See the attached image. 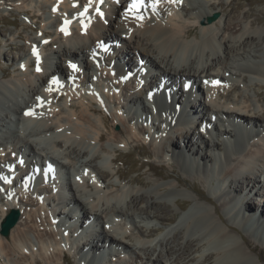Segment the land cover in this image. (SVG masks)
<instances>
[{"label": "bare ground", "instance_id": "1", "mask_svg": "<svg viewBox=\"0 0 264 264\" xmlns=\"http://www.w3.org/2000/svg\"><path fill=\"white\" fill-rule=\"evenodd\" d=\"M72 1L41 0V5L38 7V10L40 11L41 8L43 14L47 9L50 10V5L51 8L56 9L53 12H48L44 16H48L47 21H49V18L55 17V14L59 17L53 30L54 37L57 36L55 38L59 42L55 38L51 39H55L59 45L54 48L51 46L46 50L49 44L44 42L43 38H39L38 36L28 37V41L31 42V48L37 45L39 52L48 51L49 55L39 58L37 67L40 70L37 71L36 67L35 72L29 74L27 65L32 61L30 58L31 55H19L16 64L17 66L23 65L24 71L21 69L23 72L20 71L19 76L8 83L0 79V147H4V149H0L5 150L6 142L3 143V141L10 140V145L7 146L10 148V151L22 154L20 156L18 155L17 158L15 157L16 155L9 157V153L5 155L4 153H0V175L7 178L6 184L2 182L3 180H0L2 188L13 191L18 190L17 195L21 196L18 199L21 198L22 200L26 198L30 185L27 187V192L26 189L23 190V186H26L24 181L27 180L30 168L41 171L43 168L41 165L46 163L47 160L56 163L58 168L60 167L66 170L67 173L70 170L75 171L80 168L91 170L100 183L93 178V182L90 183L91 187L89 188V181L82 177V175L75 174L77 175V183L70 177L67 180V186L71 191V195L69 197L66 196V200L78 206L80 215L77 214L74 216L78 224L83 225L84 221H95L102 227L105 223L106 229H109L108 231L112 232L114 236L111 238L106 236L107 230L104 229L102 231H91V237L87 241L79 242L75 246L77 248H74L76 254L81 253L80 258L85 260L86 264H92L96 258L100 260L94 264L103 263V258L99 256L102 248L107 247L108 249H113V246H119L121 249V247H128L126 239L129 234L126 235V231H122V228L116 224L114 219H133V216H135L134 207L139 202L145 200L148 203L147 208H139V213H142L144 219L149 220L156 217L162 222H167L172 219L175 220L176 218L172 230H175L176 226H179V231L174 238H176L175 240L178 238V241L180 239L181 242L175 240L169 241L164 235L159 243V251L152 245L138 246V250L145 248V251H138L135 259L128 262V264H186L188 261L194 259L201 260V264H210L214 260L217 264H255L253 255L250 254L254 248L252 247L253 249H251L249 242L244 236L239 234L233 224H230L220 216L218 211L220 208L217 210L214 207L213 200L215 199L218 202L220 199H223L221 201L224 210H227L228 212L226 213L236 220L241 217L245 218L248 222L256 223L258 226L264 224V207L262 205L264 201V137L261 136V132L264 131V104H261L264 103V90L253 91L257 103H260L255 104L253 98L252 100L248 95L241 94L242 87L236 83H231L234 76L241 80L240 83L243 87H249V84H253L246 82L249 76L252 77L250 79L258 78V80L262 81L264 77V66L262 64L255 66L247 65L241 70L242 73H237L234 69L235 67L229 65L230 61H245L250 57L254 59L264 58V31L241 32L244 27L237 21L238 23H234L233 25H226L224 23L223 33L218 36L215 28H212V25L216 23V19L210 22L208 21V16L213 12L211 10H201L196 14V25L199 27V33L193 34L195 28L194 23L185 26L184 23L183 25L180 21L178 22L182 14H180L181 11L180 13H175L178 7H172V5H175L176 0H170V3L165 0H160L157 3L159 6L164 5L166 7L172 4L169 8V12L171 10L170 16L166 19L161 18L162 14H159L157 7L155 10L150 9L151 15L142 7L136 13L128 12L127 10L131 0H117L115 3H108L109 10L104 8L106 4L105 0H102V4L100 5H98V0H92L91 4L89 0H79L81 1V6L84 8L88 6L98 16H94L93 18L91 16L89 18L77 16L72 21L71 19L74 18L70 15L72 14ZM22 3L16 4V7L22 9L27 6L28 8L31 7L30 5ZM200 3L209 6V3H204V1ZM240 6L241 2L235 3L229 10L230 14L235 13ZM97 7H99V12L103 13L102 16L96 11ZM105 10L110 12L109 15L104 16ZM65 13L68 15L64 16ZM112 14L115 15L111 19ZM250 14L251 12H247L246 15L249 16ZM99 17H101L102 22L96 20ZM94 19L96 20L95 22ZM66 20L70 21L67 25V34L61 31V28L65 26ZM138 20L141 22L139 23ZM47 21L40 27L39 33L42 37H44L42 33L47 30L45 26ZM255 21L252 20L251 24L255 23ZM104 24L107 25L108 33L104 31ZM239 32H241L240 35L238 34ZM192 34L193 38L189 39ZM106 42L113 45H121V47H131L139 56L141 65L139 64L138 66L136 61H133V58L130 59L132 55L129 54L130 50L128 48L115 50V57L112 56L111 52L101 53L98 51V45ZM92 53L97 55H92ZM118 54H124V56L128 57L127 60L125 62L119 61ZM85 57L89 58L88 62L84 59ZM51 60H55V63L52 64ZM62 63H67V66L64 67ZM73 64L81 67V74L71 69L72 67L70 65ZM96 65L101 67V72L98 75L97 68H95ZM146 66L149 69L147 68L148 70L141 73V70ZM152 68L158 72V79L168 84H166L165 88L161 89L163 93L166 94V91H168L169 95V92H172V99H175V102L178 99L181 101V104L179 103V111L174 110V104L170 100V96H168V99H164L161 93L158 96L152 97V101L157 105L158 116H155L157 121H152V116H150L151 120L148 119L150 111L143 102L147 96V92L146 90L142 91L140 89L134 90L137 88V82L139 81L133 80L127 83L130 86L128 89L131 88V92L127 96L128 103H132L136 107H134L135 114L144 116L145 124L153 130H158L159 132L161 130L159 126L165 121L164 124L167 126V129L163 133L162 138H159V140L156 139L158 140L157 142L153 137L149 139L151 144L156 142L153 145L157 149L155 153L159 158H165L166 155L170 160L171 158L174 160L177 158L181 164V168L188 174L191 172L196 173L200 164L201 167L205 166V161H209V166H213L210 170L209 167L208 170L203 167L202 171H200L204 173L205 179L209 183L211 182V191L215 196H205L201 190L192 186L188 187L183 179L174 177L176 186H187L186 188L197 199L212 206L211 210L205 207L206 204L203 205L198 202L188 207L190 199H185L180 202L177 201L176 205L181 208H187V210L183 211L180 215L173 216L167 214L165 205L154 201L153 195H149L148 193V195H144L145 193L140 191L141 189L136 190L134 188L135 191L131 188L130 191L121 189L117 191L118 193L113 194H107L99 189L100 185L105 183L106 178L110 174H117L118 179H124L126 175L119 168L109 171L101 170L96 161L101 158L103 163H108L109 166L111 164L113 165L115 161H118L119 152L117 151L121 148L125 149L128 144H135L136 149L140 147L142 154H150L142 144H138V136L146 133V128L137 126V132H134L132 126H129V123L127 124L123 119V115H121L123 111L120 113V110H124L126 114H130L128 111L131 109L128 108L127 104H120L118 94L110 89V91H107V95L114 98L115 102H113V105L115 107L111 105L109 107L115 108L116 111L115 114L109 113V115L120 125L119 129L114 130L113 124L109 122L108 117L99 114V109L106 110L109 102L107 100L106 102L103 101L99 105L100 107H95L91 103L94 99V94L89 92L91 89H89L88 85L86 87L84 86L85 88L79 87L74 79L75 77H79L80 84L83 81L84 83L89 82V84H93L94 86L92 80V76L94 75L98 76V79L106 81V79H112L110 75L111 70L114 78H120V76L125 75L122 73H125L126 70H133L135 72L136 69L138 72L137 78H143V83L150 85L148 89H153V93H155L160 87L156 85L152 75ZM218 68L222 70L223 75L219 74L217 71ZM90 72L91 74L88 75ZM6 73V70L2 71V74ZM32 76H34L33 81ZM56 77L59 79L60 84L54 85L51 82ZM211 78L223 80L224 83L222 85H215L210 81ZM186 80H192V83L189 85L187 92H184L183 87ZM228 80L229 83H227ZM115 82H118L117 84L114 83L115 87L119 86L118 79ZM198 82H201V86L197 84ZM169 85H172V87L170 88ZM173 86L177 88L180 94V98L178 99H176L177 93L172 90ZM217 86L224 88H222L223 90L216 91ZM193 87L196 89V95L205 92V98L203 96L199 99L195 98L193 94L194 90L192 91ZM221 90L222 92H220ZM62 95L64 96L63 102H54V100L57 101ZM233 95L236 96L233 97ZM183 100L185 101L183 102ZM140 102L143 103L142 106H140ZM64 105L68 109L71 108L70 110H76L78 108H81V110L79 109L76 115L74 110L72 112L70 110H64L62 108ZM33 109L35 110L34 112ZM222 109H226V112H222ZM162 111L168 113L169 121L166 122L165 115H163ZM29 112L32 114L26 115ZM52 112L54 113L52 114ZM206 113H208V116H206ZM222 114L230 120H226V122L221 120L220 116ZM95 115L99 117L95 119ZM170 115L172 116L170 117ZM209 115L215 116V119L218 121V124L212 123L215 126L214 130L217 138L220 136L222 139H228L230 147L235 148V151L226 148V153L223 154H221L222 150H220V156L216 155L220 158L214 162L211 160L214 156L213 153L210 156V153V155L206 152L201 154L198 151L199 143L202 147H207L206 150H216L218 148V144L214 139L209 140L206 137L209 132L205 128L209 127L211 123V120L208 118ZM192 117H197V120H191L190 118ZM153 120L156 119L154 118ZM33 122L38 124H33ZM240 122H242L241 125H239ZM198 125L203 128L204 134L206 135L199 132ZM255 127H261V131L255 132L256 130H250ZM18 128L28 131L27 135L20 134L22 132H19ZM14 131L16 134H14L13 139H22L24 143L18 145L17 143H12L13 139L10 137L13 136ZM22 135L24 138H22ZM176 138L181 139V148L178 147ZM242 139H249L246 142L251 147H244ZM46 140L49 141V145L39 148L38 144ZM109 141H112L113 144L111 143L107 147L108 144L106 143L110 144ZM141 141H143L142 143L146 142L144 138ZM99 142H102V145L98 149L99 146L96 147V143ZM217 142L223 144L221 141ZM25 147L28 151H25ZM59 149L65 150L64 154L61 153L64 155L60 157L61 159L56 158L57 156L55 155V151ZM29 155L34 160L28 158ZM189 156L198 160L195 164L198 166H194V160L188 159L187 161H183L182 157L187 159ZM20 158L27 162L26 167L20 163ZM12 165L15 168L14 172L9 171ZM147 167L159 179H164L167 176L155 168L153 164ZM130 181L135 182L136 185L146 186L144 182H139L138 178L136 180L130 179ZM44 191L48 192L50 190ZM175 192H177L176 187L168 192L163 191L165 196H170ZM257 195H260V200L257 199ZM52 199L54 202L55 198L53 197ZM124 202L125 205L123 206ZM35 204L37 205L38 202ZM42 205L43 203L37 207L40 209ZM15 206L12 202L0 206V223L11 209H17ZM55 206L53 204V207L49 208L46 215L43 212V218L50 227H44L42 230H44V235L58 237L57 242H55L56 244H60V241H70L69 233L72 229L70 228V224L65 225L61 221L64 211L61 212ZM62 207L65 210L67 208L66 215L69 219L74 214L73 212L76 211H70L69 209L71 207L68 206V203L62 204ZM148 207H150V210ZM159 212L162 214L159 215ZM257 212H260L262 217L260 215V217H254ZM24 214L23 221L18 220L16 225L10 230L8 236H3L0 233V252L6 254V256L13 254L15 251H19L22 246H27V249H32L34 245V242L32 243L30 238H28L30 240L28 243L20 240L23 230H26L24 227L27 228L28 223L32 221L29 211ZM56 217L60 218V220L57 219L58 224H56V220L54 219ZM134 228L139 234L138 236L141 237L147 236L148 233L158 231V229L153 228L145 234L142 226L135 224ZM66 229L70 231L66 232ZM236 236H238L241 242H237ZM46 238L49 239V237ZM3 239L6 242L8 240L12 246H8ZM64 244L66 243L61 242V246L57 247V250L62 253L60 258L62 261H65L63 251L66 250V245ZM43 245H40L42 246L41 250L45 249ZM203 245H208L211 250L206 253H201V256L197 258L191 251L193 248L196 249L194 251H199ZM40 246L38 247L40 248ZM165 256L168 257V262L163 259ZM116 260V263H121L119 257Z\"/></svg>", "mask_w": 264, "mask_h": 264}, {"label": "rangeland", "instance_id": "2", "mask_svg": "<svg viewBox=\"0 0 264 264\" xmlns=\"http://www.w3.org/2000/svg\"><path fill=\"white\" fill-rule=\"evenodd\" d=\"M202 1H204V3H209V6L201 4L200 2H202ZM40 2H41V0H27V1H25V0H0V79L4 82L6 81L5 83H8L9 81L18 77L19 76L18 74L20 73V71H22V70H19V71L16 70V67H17V64H16L17 61L16 60L18 59L19 55H26V54H28L27 56L30 55L28 53L29 44H30V42L28 41V37L38 36L39 38H43L44 40L48 41L49 45H48L46 50H48L49 47H51V46L54 48V47H57L59 45V43H58L59 41L55 38L57 36L54 37V34H53V29H54V20L53 19H55V17H53L51 19L49 18V21H47L48 19H46L44 17V15L48 14V12H50V11L47 9L44 14L43 13L41 14V11L38 10V7H40V5H41ZM78 2H79V4H81V1H78ZM112 2L115 3L114 0H108L109 4H111ZM185 2H187L186 3L187 5L183 6V8L180 9V11H181L180 14H182L181 17L182 16L183 17L182 18L180 17V19H178V22L180 21V23H182V24L184 23L185 26L194 23L195 28H194L193 34L199 33V27H198V25H196L197 24L196 14L201 10L202 11L211 10L212 12H218V17L216 18V23H215V25H212V28H215V32L218 33V36L221 33H223V29H224L223 25H225V24L226 25H228V24L233 25L234 23H238V22L241 23L242 27H244V29H242L241 32H243V31H245V32H248V31L261 32V31H264V0H190L189 2L185 0ZM237 2H241V6L237 9V11L235 13L230 14V12H229L230 8ZM20 3L30 5L31 7L28 8V6H27L24 9L16 7V4H20ZM190 6L192 8H190ZM157 8H158V10H160V14H162L161 15L162 19H166L170 16L171 10L169 12L168 8L165 7L162 9V6H158ZM90 9L91 8H88L87 12ZM25 11H29V12L26 13ZM247 12H251V14L248 16V15H246ZM32 14H34V16H32ZM105 14H108V12H106ZM114 15L115 14L111 15V19L114 17ZM218 19H220V20L217 21ZM71 20L73 21L75 19L73 18ZM252 20H254V21L256 20L255 23L251 24ZM45 21L48 22L47 26L45 23V26H46V29L49 31V34H46V36L42 37V36H40V33H39L40 32L39 27H41V25L43 26ZM50 22H52V23L49 25ZM100 22H102V20ZM138 22L140 23L141 21L138 20ZM104 25H105L104 31H106V33H108L109 31H108L107 25L106 24H104ZM241 32H239L238 34L240 35ZM193 34L190 36L189 39L193 38ZM225 36H226V34H225ZM52 38H55L58 42L55 39L51 40ZM58 39H59V37H58ZM128 47L129 46H126V47H120L119 46L118 48L127 49ZM128 49L130 50L129 54L132 55V57L130 59L133 58V61L134 60L136 61V59H138V55L135 53V50H133L131 47ZM106 52H109V51H106ZM240 52H241V50H240ZM80 58H81V56H80ZM118 58H119V61L125 62V60H127L128 57L124 56V54H120V55L118 54ZM84 59L87 62L89 60L88 57H85ZM51 63L52 64L55 63V60H51ZM258 64H262L264 66V58L263 57H260L258 59H254V58L250 57V58L246 59L245 61L236 60V61H230L229 62V65H232L233 67H235L234 69L237 73H242L241 70L247 65L255 66ZM62 65H64V67H66L67 63H62ZM95 68H97L98 71H100V69H101V67H99L97 65L95 66ZM3 70H6L7 73L2 74ZM35 70H36V68H35ZM35 70H34V68H29L28 72H29V74L31 72L34 73ZM129 71H131V70H129ZM217 71L219 72V74L223 75V72H222V70H220V68H218ZM152 73H154L153 77L155 79V82H158V76H157L158 72L154 69V70H152ZM122 74H126V72L125 73L123 72ZM88 75H90V73ZM33 77L34 76H32V81H33ZM250 78H252V77L249 76V78L246 79L247 83H249V82L253 83V84H249V87H247V86L243 87L242 84L240 83L241 80H239L238 77H236V76L233 77V80H231V83H236L240 87H242L241 88V90H242L241 94L244 93L245 95H248L251 99L253 98L254 103L256 104L257 100L254 97V92L264 90V86L262 87V85L264 84V77L262 78V81L258 80V78L257 79H250ZM110 80H112V79H110ZM108 81L109 80H107V79H106V81H103V80L100 81L98 79V80L94 81L93 83H94V85L95 84L98 85L99 83H100L99 85H101L103 83L104 87H107V85L109 84ZM113 83H116V82L114 81ZM127 83H125V86H123L121 88V91L119 93H117L119 101L123 102L125 104L127 103V96L129 94V92H131V89L130 88L128 89L129 85H127ZM200 83L201 82H198L197 84L200 85ZM120 84L122 85V83H120ZM81 86H82V82H81ZM83 88H85V87L83 86ZM215 90L219 91L220 89H215ZM222 90L220 92H222ZM220 92H218V93H220ZM235 96L236 95H233V97H235ZM62 97H63V95H62ZM62 97L60 99H58L56 102H63L64 97H63V99H62ZM220 100H222V99H220ZM180 102L181 101H179V99H178L177 103H180ZM257 104H260V103L258 102ZM261 104H264V103H261ZM94 106L98 107L99 105L94 104ZM64 107L66 108V105L62 106V108L64 110H70L71 109V108L65 109ZM128 107H129V109L135 111V108H136L135 106H131V104H129ZM79 109L81 110V108H78L76 110L72 109V110H74V113L77 115ZM72 110H70V111L72 112ZM106 110L107 111H105L103 109H99V114H101L102 116L108 117L109 122L113 124L114 130L119 129L120 125L117 124L114 121V118H111L109 115V113L115 114L116 109L113 107H106ZM53 113L54 112H52V114ZM129 115L130 114L123 115V119L125 120V122H127V124L129 123L128 119H127V116H129ZM134 116L135 117L132 116V118L133 119L135 118V120L140 119L141 121H145L144 116H139L137 114H135ZM206 116H208V113H206ZM94 117H95V119H97L99 116L95 115ZM92 118H93V116H92ZM154 118L156 120H153ZM152 121H157V118L155 116H152ZM129 126H132L134 132H137L136 127L137 126L144 127V124L142 122L137 121L135 123H131V124L129 123ZM146 126L149 127L148 125H146ZM198 127H199V125H198ZM134 128H136V129H134ZM168 129H169V127H168ZM199 129H201V128H198V130ZM173 130H174V132H176L175 129H173ZM202 130H203V128L201 130H199V132L204 134V130L203 131ZM14 134H16L15 131L13 132V136H11L10 138L13 139L15 136ZM20 134H23L24 136L27 135V133H20ZM23 135H22V138H24ZM158 135L160 136L161 132H159L158 134H157V132L152 133V135L150 134V136L146 135V134H140L138 136V134H137V136L139 137L138 138V144H142V146L148 151V153H150L148 155L142 154L140 152V147L136 149L135 144H128L125 147V149L121 148L117 151V152H119L118 161H115L113 165L111 164V166H109L108 163L107 164L103 163L101 161V158H100V160L98 159L96 161V163L98 164V167L101 168V170H104V171L108 170L109 171L112 169H116V168L118 169L119 168V170L122 171L126 175V177L124 179H118L117 174H114V173L110 174L109 177L106 178L105 183H103V185L101 184L99 189L103 190L107 194L108 193L109 194L110 193L111 194L116 193L117 191H119L121 189H127L129 191L131 189L134 190V188L136 190L141 189L140 191H143L145 193L144 195H148V194L153 195L154 201L165 205L166 206L165 211L167 212V214H170L173 216L180 215L183 211L187 210V208H184V207L181 208V207L176 205L177 201L180 202V201H183L185 199H190V203H189L188 207L191 205H194L196 202H198V203H201L203 205L206 204L205 207L206 208L208 207V210H211L212 206H210L209 204L197 199L196 196H194V194H192L191 191L186 188L187 186L186 187L176 186L175 180H174V177H178L180 179H183L184 182H186V185H188V187L192 186V187H195V188L201 190L205 196H215L214 193L211 191V186H210V185H212L211 182L209 183L205 179L204 173L201 172L203 167L207 168V170H208V167H210L208 164L209 161H205L204 162V163H206L205 166L201 167V164H200V166L195 165L196 161H198L197 159H193L190 156L187 157V160L188 159L194 160V166L195 167L198 166L199 169L196 173H193V172H191L189 174L186 173L181 168V164L179 163L177 158L175 160L171 158V160H170V158H168L167 155L165 156V158H159L156 155L155 151H157V149L154 147L155 145H153V144H155L158 141V140H156V139H159V138H157ZM204 135H206V134H204ZM147 137H148V140H147ZM151 137H153V139H155V141H156L155 143L151 144L149 142V139H151ZM143 138L146 140V142H144V143H142L144 140L141 141V139H143ZM212 138H214L215 139L214 141L218 144L217 145L218 148H216V150H214V149H212L213 151L212 150H206L207 147L204 148L199 143L198 144V151L201 152V154L205 153V152L207 154L210 153L211 154V155L209 154L210 156H212V153L215 156L216 155L220 156V152H218V150H222L221 154L226 153L225 151L227 150L226 149L227 147H225V145H220V143L217 142V141H221V140L218 138H215L213 136H211L209 139H212ZM13 140H12V143H14V144L17 143V145L20 143H24L22 141V139L16 138ZM176 141H178V147L181 148L180 147L182 144L181 139H177ZM5 142L9 143L7 146L10 145V140L3 141V143H5ZM109 142H110V144L106 143V144H108L107 147H109L111 145V143L113 144L112 141H109ZM46 145L47 146L49 145L48 140L41 141L38 144V147L41 148V147H44ZM101 145H102V142L96 143V147L99 146L98 149L100 148ZM248 147H250V146L248 145ZM26 150L28 151L27 148H26ZM44 152H46V151L44 150ZM0 153H2V152L0 151ZM4 153L5 154L9 153L8 154V156L10 155L9 157H14L15 155H17V153L11 152L10 148H8V147L5 148ZM61 153L64 154L65 150L64 149H59L58 151L56 150L55 151V155L57 156L56 158H60V157L64 156ZM17 158H18V155H17ZM28 158L31 159L32 156L29 155ZM211 160L213 161V157ZM210 163H211V161H210ZM150 164H153L155 166V168H157L158 170H160L161 172H163L167 176L164 179H159L157 176L153 175V172L151 170H149L147 167ZM209 177H210V175H209ZM209 177H207V178H209ZM70 178H72V176H70ZM137 178H138L139 182H144L146 184V186L136 185L135 182L130 181V179L136 180ZM0 180H3V178L1 177ZM62 180H65V178H63ZM90 187L91 186H90V181H89V188ZM175 187L177 189V192H175L176 194L172 193L171 194L172 196L171 195L165 196L163 191L168 192L170 190H173ZM10 191H11V193H10ZM26 192H27V190H26ZM2 194H3V199L1 198V195H0V200H1L0 206H2L3 204H6L8 202L14 203V205H16L15 208H17V210L19 211V214H20L19 221H23V218L25 217V214H24L25 212L29 211V213L31 214L32 221H31V223L30 222L28 223L27 228L24 227V229H26V230H23L24 234L23 233L21 234L20 240H23L24 243H25V241L28 243L30 240H32L31 242L32 243L34 242V245L32 246V249L31 248L27 249L26 248L27 246H22V247H20L19 251H15L13 254L8 255V256H6V254L0 252V264H85L86 261L82 260L80 258L81 253L76 254V251L74 248V246L77 245L76 242L74 243L73 246H70L69 242H71V239H69L70 241H67V243L64 244V245H66V250L63 251L65 261H62L60 259L62 253H60L57 250V247L61 246L60 244H56L58 237H56L54 235L47 236V235L43 234L44 230H42V229H44V227L45 228L50 227V226H48L47 221H45V219L43 218V215L44 214L46 215L47 211L49 210V207L46 206V202L49 199V197H51V194L43 193L40 196H36L32 190L28 189V192H27L28 196H26V198H23L22 200H21V198L20 199L16 198L14 200H7L4 198V196L6 194H12V196L17 195L18 190H15V191H13V190L6 191L5 190V192ZM17 196H18V198L21 197L20 195H17ZM256 197L258 200H260L259 198H261L260 195H257ZM221 200L223 201V199H220V201H218V202H217V200L215 201V199L213 200L214 207H216L217 210L220 208L218 210L220 213V216L224 220H227L230 224H233L235 229L239 232V234H241V236H244V238L249 242L251 249L254 248L253 251L250 252V254L253 255V259L255 261V264H264V224L258 226L256 223L254 224V222H251V221L248 222L245 218L239 217L238 220H236L235 218H232L228 213H226L228 211L224 210ZM36 201L38 202L37 205L35 204V203H37ZM41 203H43V205L39 209L38 207ZM147 204L148 203L145 200V201L139 202L134 207L135 208V210H134L135 216H133L134 217L133 219H129V220L127 218H115L114 219L116 224L120 228H122V231H124V232L126 231L125 232V233H127L126 235L129 234L128 238L126 239V243L128 244V247H126V248L121 247V249H120L119 246H113V249L107 248L106 249L107 251H105L106 254H105V257L103 260L104 264H118V263H116L117 257H119L120 262L122 264H128V262H131V261H133V259H135L138 251L141 252L145 249V248L144 249L141 248L140 250H138V246L140 247L141 245H146V246L152 245L153 247L156 248L157 251H159V243L162 240L164 235L166 236L167 239H169V241H173L176 239L174 237H175L176 233L179 231V229H178L179 226H176L175 230H172V227H174V225H175L176 218H175V220L172 219V220L167 221V222H162V221L158 220L156 217L155 218L153 217L149 220H145L142 213H139V208L140 209L141 208H147L146 207ZM124 205H125V202L123 203V206ZM219 205H220V207H219ZM262 205L264 207V201L262 202ZM75 206H77V205L75 204ZM57 207H58V209L61 210V212L64 211L62 215L66 216L67 210H65L62 207V205L61 206L57 205ZM148 209L150 210V207H148ZM225 209H226V207H225ZM69 210L72 211L71 208ZM76 210H78V212H76V213L74 212L75 214H72V216H75L77 214L80 215V210H79L78 206H77ZM40 212H41V214H40ZM43 212H44V214H43ZM56 213H57V211H56ZM160 214H162V213L159 212V215ZM255 214L256 215L254 217H260L261 216L260 212H257ZM138 221H140V222H138ZM263 221H264V218H263ZM73 222L74 221H72L71 223H73ZM104 222H105V220H104ZM85 223H88V225H89L88 228L85 229L87 231H88V229H92V228L93 229L91 231H102L104 229V230H107L106 236H108L110 238L112 236H114L112 234V232L108 231L109 229H106L105 223L102 225V227L98 223H96L95 221H91V222H89V221L85 222L84 221L83 225H85ZM135 224L142 226V229L144 230L145 234L148 232V230L153 229V228L158 229V231L148 233L147 236L142 235L143 237H141V236H138L139 234L137 233V231L134 228ZM33 225L35 226L36 229L34 228ZM83 232H86V231L83 230ZM40 233H41V235H40ZM46 237H49V239H47ZM90 237H91V234L86 233L81 238L82 240L81 239L80 240H81V242L87 241ZM236 237H237V242H241V240L238 238V236H236ZM28 238H30V240ZM44 239H46V240H44ZM73 239L74 238L72 237V240ZM3 241L6 242L5 239H3ZM46 241H47V243H46ZM175 241L181 242L180 239L178 241V238ZM6 243L8 244V246H12V244L10 242H8V240ZM36 243H37V245H36ZM38 243H40V244H38ZM138 243H141V244H138ZM40 245H43V248L45 247V249L41 250L42 246H40ZM38 246H40V248ZM208 247H209L208 245L207 246L203 245V247L200 248L201 250L199 249V251H194L196 249L193 248L191 252H193V255L197 256V258H198L201 256V253H206V252H209L211 250V248L210 247L208 248ZM133 250H135V251H133ZM163 259L168 262L167 256H165ZM186 264H201V260H199V259L190 260ZM204 264H208V263H204ZM210 264H217V263L214 260Z\"/></svg>", "mask_w": 264, "mask_h": 264}, {"label": "snow or ice", "instance_id": "3", "mask_svg": "<svg viewBox=\"0 0 264 264\" xmlns=\"http://www.w3.org/2000/svg\"><path fill=\"white\" fill-rule=\"evenodd\" d=\"M145 0H131L129 6H128V12H132V13H136L139 11V9L144 5ZM159 2V0H152L150 7H152L153 10H155L157 3ZM89 3L91 4V0H89ZM75 6V5H74ZM56 9L54 8L53 11H55ZM88 10V6L85 7L84 12H81L79 15L83 16ZM97 12L98 14H100L101 16L103 15V13L99 12V7H97ZM141 18V17H138ZM70 23V21H65V26L61 28V31L64 32L65 34H67V25ZM46 42V41H45ZM98 47L104 48V46L98 45ZM105 51H107L106 48H104ZM32 54L36 57L37 59V63H39V54L38 51L36 49L35 46H33L32 49ZM21 67H23V65H21ZM70 67L73 68V70H75V65H70ZM39 67H37V71H39ZM51 83L56 84L58 83L57 81L53 80ZM215 83V82H214ZM51 90V89H49ZM39 99V98H38ZM32 113H26V115H31ZM9 199H11V196L8 197Z\"/></svg>", "mask_w": 264, "mask_h": 264}, {"label": "water", "instance_id": "4", "mask_svg": "<svg viewBox=\"0 0 264 264\" xmlns=\"http://www.w3.org/2000/svg\"><path fill=\"white\" fill-rule=\"evenodd\" d=\"M218 17V12H214L212 15L208 17V21H213ZM19 212L17 210H12L2 221L0 225V232L4 236H8L10 229L16 224L18 221Z\"/></svg>", "mask_w": 264, "mask_h": 264}]
</instances>
